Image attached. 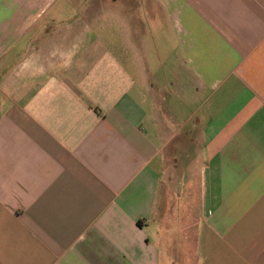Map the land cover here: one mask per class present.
I'll return each instance as SVG.
<instances>
[{"label":"crops","instance_id":"0c3cea01","mask_svg":"<svg viewBox=\"0 0 264 264\" xmlns=\"http://www.w3.org/2000/svg\"><path fill=\"white\" fill-rule=\"evenodd\" d=\"M59 1L0 0V264H264V0Z\"/></svg>","mask_w":264,"mask_h":264},{"label":"rangeland","instance_id":"374dc122","mask_svg":"<svg viewBox=\"0 0 264 264\" xmlns=\"http://www.w3.org/2000/svg\"><path fill=\"white\" fill-rule=\"evenodd\" d=\"M68 1H71V2L68 3ZM150 2H151V6H153V5L154 6H158V3L155 2L154 0H150ZM139 3L141 4L142 0H134V5L135 6H138ZM55 6H75V2L73 0H60ZM155 23H157V22H155ZM155 23L151 22L150 30L152 31V34L153 33L156 34V32H154V29L156 31H158V27H157V25ZM155 44L157 45L158 41H155ZM156 47H157L158 50L160 49V46H156Z\"/></svg>","mask_w":264,"mask_h":264}]
</instances>
